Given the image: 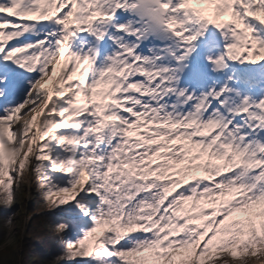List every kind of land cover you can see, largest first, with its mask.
<instances>
[{"label": "snow or ice", "instance_id": "obj_1", "mask_svg": "<svg viewBox=\"0 0 264 264\" xmlns=\"http://www.w3.org/2000/svg\"><path fill=\"white\" fill-rule=\"evenodd\" d=\"M156 3L147 14L178 42L177 64L206 44L216 49L204 57L213 73L264 67V0ZM136 7L0 0V201L10 206L18 178L33 174L50 210L67 217L56 224L63 250L52 257L62 264H256L264 257V143L255 138L264 98L245 97L229 120L220 112L227 84L202 98L185 88V104L197 103L173 114L160 101L177 93L174 69L146 67L139 45L113 37L122 51L106 67H97V48L75 49L78 34L102 42L108 32L99 25L135 35L115 21ZM16 74L26 77L22 90ZM238 116L250 131L232 127Z\"/></svg>", "mask_w": 264, "mask_h": 264}, {"label": "trees", "instance_id": "obj_2", "mask_svg": "<svg viewBox=\"0 0 264 264\" xmlns=\"http://www.w3.org/2000/svg\"><path fill=\"white\" fill-rule=\"evenodd\" d=\"M28 210L32 212L29 225L25 228L26 237L22 248L23 262H20V250L16 243L8 245L7 249L0 252V264H46L51 255H58L63 250V240L57 232L56 224L67 218L62 212H52L50 205L44 199L36 196L34 202L28 204ZM3 214H9V206L4 207ZM2 209V207H1ZM0 212V213H1ZM9 216V215H8Z\"/></svg>", "mask_w": 264, "mask_h": 264}, {"label": "rangeland", "instance_id": "obj_3", "mask_svg": "<svg viewBox=\"0 0 264 264\" xmlns=\"http://www.w3.org/2000/svg\"><path fill=\"white\" fill-rule=\"evenodd\" d=\"M108 63V60H104L101 64H98L97 67H106ZM239 68H242V66L237 67V70H240ZM16 76L17 79L20 80L21 76H19V74H17ZM262 88L264 87H262L261 85L260 87H258V89L253 93V99L249 100V103L258 102L261 98H264V94H262L264 89ZM240 101L242 100L234 99L235 108L245 106ZM253 111L258 110L253 109ZM245 129V132L250 131L246 123ZM257 131L259 130L257 129ZM252 138H254V136ZM258 138L261 143H264V131L261 132V135H259ZM17 185L18 187L16 188L14 193V200L10 206L7 205L9 206V209L6 210H9V214H3V211H0V252H4L3 250H9L7 249L8 245L16 243L20 250L19 259L22 263V248L24 247V239L26 237L25 228L29 225L30 216L32 215V212L28 210V204L33 203L36 196L41 197V189L35 183L33 174L31 172L26 173L22 179L18 178ZM3 204L4 207H7L3 201H0V209L1 207L2 209H5L2 206ZM53 256L55 255H51L47 258L46 264H62V262L52 259ZM36 261L37 260L35 259L33 260L34 264ZM238 264H240V262H238ZM256 264H264V257L257 261Z\"/></svg>", "mask_w": 264, "mask_h": 264}, {"label": "bare ground", "instance_id": "obj_4", "mask_svg": "<svg viewBox=\"0 0 264 264\" xmlns=\"http://www.w3.org/2000/svg\"><path fill=\"white\" fill-rule=\"evenodd\" d=\"M209 39H210V42L219 43L220 41L219 35L215 31L212 32V35L210 36ZM213 49H210V50H213ZM232 72H235L237 75V77H235V80H234L235 82L234 85L237 86L236 87L237 89L239 88L237 93H238V96L242 98V102L245 97H248L249 100L253 99V92L255 91V89H257V87H259V85H261L260 82L264 81V68L261 67V68H255V69L251 68L250 69V66H242L240 70L232 69ZM262 85H264V82ZM157 99H159V97H157ZM258 132L261 135L262 131L259 130ZM255 138L259 140L258 137H255ZM253 147H255V145H253Z\"/></svg>", "mask_w": 264, "mask_h": 264}]
</instances>
